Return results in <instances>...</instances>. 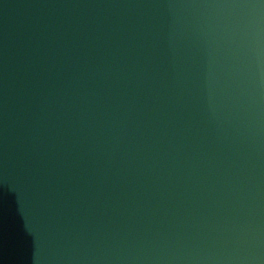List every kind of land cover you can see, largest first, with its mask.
Returning <instances> with one entry per match:
<instances>
[{"label": "water", "instance_id": "water-1", "mask_svg": "<svg viewBox=\"0 0 264 264\" xmlns=\"http://www.w3.org/2000/svg\"><path fill=\"white\" fill-rule=\"evenodd\" d=\"M0 264H264V0H0Z\"/></svg>", "mask_w": 264, "mask_h": 264}]
</instances>
